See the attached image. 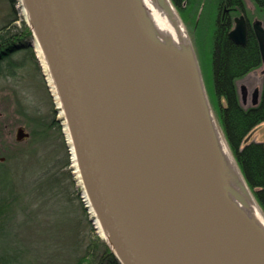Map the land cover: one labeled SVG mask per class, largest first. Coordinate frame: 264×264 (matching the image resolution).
<instances>
[{
    "label": "water",
    "instance_id": "95a60500",
    "mask_svg": "<svg viewBox=\"0 0 264 264\" xmlns=\"http://www.w3.org/2000/svg\"><path fill=\"white\" fill-rule=\"evenodd\" d=\"M20 2L90 221L119 264H264L226 200L201 95L158 55L136 1ZM228 37L245 44L241 19Z\"/></svg>",
    "mask_w": 264,
    "mask_h": 264
},
{
    "label": "rangeland",
    "instance_id": "374dc122",
    "mask_svg": "<svg viewBox=\"0 0 264 264\" xmlns=\"http://www.w3.org/2000/svg\"><path fill=\"white\" fill-rule=\"evenodd\" d=\"M243 1L248 12H255L258 15V20L264 29V11L257 12L251 0ZM168 2L175 11L188 40L213 122L227 146L255 207L264 218V210L253 191L246 185L234 156L228 148L219 120V109L225 104V99L217 97L214 90L208 28L211 22L206 15L205 3L207 2H204V8L203 1L197 4V0H193L195 7L191 5L192 1L189 5L186 2V9L185 2H182L179 8L171 0ZM13 19L14 21H11ZM10 21L12 26L17 28H20L22 21H25L20 0H0V26ZM30 44L33 54L19 56L20 65L15 73L12 76L0 74V163L3 164V168L10 171L12 180L15 182L14 186L23 197L36 195L38 198L39 193L49 196L47 199L37 201L34 198L32 201V205H39L35 214L40 221L21 214L19 217L23 218V221L17 223L12 230H15L14 233L20 243L32 247L33 254L32 252L31 254L36 264H73L77 254H80L77 252V249H80L77 232L81 231L78 220L80 218L89 220V214L87 211L82 212L85 209L84 205L77 198L80 187L73 165L70 143L65 133L64 118L60 114V108L53 97L48 78L37 56L33 38ZM263 81L264 58H261L258 67L234 82L237 99L242 107H250L257 102ZM50 123L52 128L47 131L46 126ZM19 127L28 133V137L16 141V129ZM35 131L42 140L39 139L34 155L27 157L24 151L29 150L27 144L29 133ZM249 141L264 143V121L256 125L243 142ZM13 160L18 164L15 165ZM46 171L54 175L55 183L52 187L54 193L49 189L51 182L46 183L42 180L43 192L30 194L33 183H36L35 176ZM0 176L7 177L2 172ZM85 228L92 238L99 236L92 223L87 226L85 224ZM82 232L87 235L85 230Z\"/></svg>",
    "mask_w": 264,
    "mask_h": 264
},
{
    "label": "trees",
    "instance_id": "16d2710c",
    "mask_svg": "<svg viewBox=\"0 0 264 264\" xmlns=\"http://www.w3.org/2000/svg\"><path fill=\"white\" fill-rule=\"evenodd\" d=\"M171 1L176 7H180L181 0ZM185 1L190 4L192 0ZM202 1L197 0V4ZM252 1L259 10L264 11V0ZM191 5L196 6L194 2ZM205 6L203 3L202 7ZM11 21L0 26V74L8 76H12L20 65L19 56L33 54L30 44L33 36L30 27L25 21H22L20 28L13 27ZM210 22L208 28L214 90L217 97L225 99V104L221 105L219 109V120L235 163L246 185L253 191L255 198L264 210V143L259 141L243 142L247 134L264 121V81L257 102L246 108L239 104L234 84L235 80L259 66L261 63L259 47L253 36H248L244 45L235 44L225 34L223 25L219 26ZM51 128V123L46 126L47 131ZM39 139H41L40 135L36 134V131L29 133L27 142L29 150L24 151L25 156L32 157L34 155ZM24 155L21 154L22 157ZM13 163H15L14 160ZM1 172L7 177L0 176V264H36L32 256V247L20 243L14 233L15 230L12 229L17 223L23 221V218L19 217L21 214H26L32 220L40 221L35 214L39 205H32V201L34 198L37 201L48 198L49 195L45 196V193H39L43 192V182H51L49 189L54 193L52 190L55 183L54 175L50 171L38 173L30 194L38 192L40 197L37 198L35 195L26 198L15 188L10 171L3 168V164L0 163ZM42 180L43 182H41ZM85 211L86 208L82 212L85 213ZM78 222L81 231L77 232V241L80 243V249H77V252L80 254H77L73 264H119L105 240L99 236L92 238L91 234L87 232L85 224L86 226L91 225L90 221L80 218ZM83 230L87 235H84Z\"/></svg>",
    "mask_w": 264,
    "mask_h": 264
},
{
    "label": "bare ground",
    "instance_id": "6f19581e",
    "mask_svg": "<svg viewBox=\"0 0 264 264\" xmlns=\"http://www.w3.org/2000/svg\"><path fill=\"white\" fill-rule=\"evenodd\" d=\"M145 22L146 28L155 44L158 55L164 59L178 74L186 79L200 93L204 104L207 123L215 150L220 177L225 190L226 200L239 220L254 234L264 241V218L255 207L245 184L234 164L227 146L219 133L203 100L201 86L195 61L189 47L184 30L179 23L175 11L168 0H135ZM25 14V11L23 10ZM37 56L41 62L47 81L51 87L53 97L62 109L54 85L49 77L46 64L40 49L35 42ZM65 124V123H64ZM65 133L68 138L66 126ZM75 162V160L73 159ZM75 165V163H74ZM76 168V165H75ZM77 174V171L75 170ZM99 232L102 230L99 228Z\"/></svg>",
    "mask_w": 264,
    "mask_h": 264
},
{
    "label": "flooded vegetation",
    "instance_id": "af4514ba",
    "mask_svg": "<svg viewBox=\"0 0 264 264\" xmlns=\"http://www.w3.org/2000/svg\"><path fill=\"white\" fill-rule=\"evenodd\" d=\"M199 1V0H198ZM252 1V0H251ZM185 2L186 6L189 2L181 0L179 5ZM187 2V5H186ZM193 2V0H192ZM205 1L203 0V3ZM207 3V17L214 24L224 26V32L228 37L229 32L234 28L237 20H242L246 31V39L248 36L255 37V40L259 47V38L261 37V22L258 20V15L255 12H248L243 0H208ZM202 3V2H200ZM254 8L257 12L259 10L252 1ZM264 34V29H263ZM229 38V37H228Z\"/></svg>",
    "mask_w": 264,
    "mask_h": 264
},
{
    "label": "built area",
    "instance_id": "2783aa9c",
    "mask_svg": "<svg viewBox=\"0 0 264 264\" xmlns=\"http://www.w3.org/2000/svg\"><path fill=\"white\" fill-rule=\"evenodd\" d=\"M79 187L81 188V185L79 184ZM79 196H80V200H81V202L83 203V205L86 207L87 206V200H86V198H85V196H84V194H83V192L81 191L80 193H79Z\"/></svg>",
    "mask_w": 264,
    "mask_h": 264
}]
</instances>
